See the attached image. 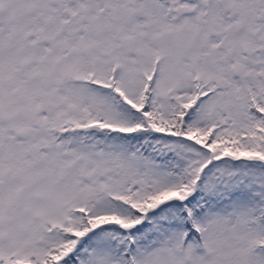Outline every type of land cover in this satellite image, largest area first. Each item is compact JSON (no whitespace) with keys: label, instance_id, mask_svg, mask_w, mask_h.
<instances>
[{"label":"snow or ice","instance_id":"snow-or-ice-1","mask_svg":"<svg viewBox=\"0 0 264 264\" xmlns=\"http://www.w3.org/2000/svg\"><path fill=\"white\" fill-rule=\"evenodd\" d=\"M0 264H264V0H0Z\"/></svg>","mask_w":264,"mask_h":264}]
</instances>
